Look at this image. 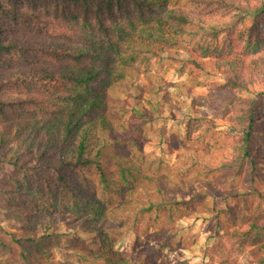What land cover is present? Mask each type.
<instances>
[{
	"label": "trees",
	"instance_id": "obj_1",
	"mask_svg": "<svg viewBox=\"0 0 264 264\" xmlns=\"http://www.w3.org/2000/svg\"><path fill=\"white\" fill-rule=\"evenodd\" d=\"M0 15V168L19 170L18 177L0 173V196L28 210L17 209L16 217L26 222L17 225L21 233H0V261L46 264L49 244L60 236L58 216L72 215L78 230L96 237L75 248L84 264H130L129 255L115 248L126 231L139 230L143 221L157 223L166 211L170 220L181 210L177 198L198 175L192 169L209 176L222 167L212 164L210 151L193 148L179 153L180 165L170 172L161 174L158 166L159 175L122 160L113 152L118 143L108 113L110 93L133 82L137 64L173 56L188 29L198 26L202 40L212 34L213 41L199 40L193 50L219 58L226 86L264 95V0H0ZM5 16L24 27L44 24L45 34L28 29L7 37ZM208 17L222 28L248 18L252 23L219 42L220 27L207 25ZM237 37L244 41L240 52ZM248 112L234 163L240 170L249 160L246 177L253 182L264 178V133L260 159L254 158L251 141L261 116L252 106ZM172 193L173 207L167 201ZM20 195L25 196L19 200ZM258 216L231 232L233 242L264 251V210ZM154 234L171 237L175 231Z\"/></svg>",
	"mask_w": 264,
	"mask_h": 264
},
{
	"label": "rangeland",
	"instance_id": "obj_2",
	"mask_svg": "<svg viewBox=\"0 0 264 264\" xmlns=\"http://www.w3.org/2000/svg\"><path fill=\"white\" fill-rule=\"evenodd\" d=\"M3 3L7 5V2ZM26 6L34 9L32 4ZM52 6L50 4L51 12L55 9ZM38 12L47 14L43 10ZM5 19L11 26L7 37L14 36L15 32L45 34L44 24L36 26L32 23V26L24 27L10 16H5ZM208 19L207 25L220 27L219 42L226 41L230 34L237 36L252 23L248 18L234 24V19L228 17L226 21L233 24L222 28L217 18ZM202 31L198 26L190 27L184 37V45L174 49L173 56L165 54L151 65L137 64L133 82L114 89L109 95L108 113L117 128L114 142L118 144L113 152L122 160L143 167L149 174H158L157 167L162 166L163 174L180 165L179 153L193 148L210 151L212 164L222 167L220 172L209 176L192 169L191 173L198 175L191 181L192 188L182 191L177 198L183 201L181 210L174 215L171 212L170 220H167L166 211L157 223L143 221L139 230L126 231L115 248L129 255L130 264H264L263 250L251 243L241 245L233 242L230 237L232 231L259 217L258 214L264 210V178H256L252 182L250 177H246L250 169L249 160L240 170L234 163L237 158L236 137L242 134V122L247 119L251 106L261 116L251 141L253 157L259 158L261 134L264 133V95L231 90L226 86L219 58L204 57L200 51L195 53L193 50L199 40L213 41L212 34L202 40ZM235 42L240 46V52L244 41L237 37ZM192 55L194 60L203 63L204 69L191 62ZM229 55L233 56L232 52ZM13 62L17 64V60L13 59ZM190 130L192 134L188 137ZM148 166H151L149 170L146 169ZM2 172L19 176V170L13 167L2 171L0 168ZM232 193L238 195L232 196ZM22 196L25 195L18 196L19 200L23 199ZM0 197V203L7 206V209L0 210V233H21L22 229L17 225L26 222L18 219L16 214L18 210L24 213L28 210L10 204L9 196ZM172 200H175L173 193L167 197L173 207ZM186 206H190L189 212ZM12 210L14 215H11ZM58 217L60 236L49 244L51 255L46 264H84L75 248L85 245L90 237L96 238L95 235L78 230L77 220L72 215ZM24 219L27 220L26 217ZM166 228L173 229L175 235L164 237L154 234ZM0 264L4 263L0 261Z\"/></svg>",
	"mask_w": 264,
	"mask_h": 264
}]
</instances>
